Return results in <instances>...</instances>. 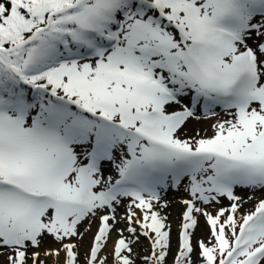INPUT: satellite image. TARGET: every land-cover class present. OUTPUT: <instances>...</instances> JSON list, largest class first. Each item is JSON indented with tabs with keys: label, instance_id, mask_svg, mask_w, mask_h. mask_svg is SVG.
<instances>
[{
	"label": "snow or ice",
	"instance_id": "snow-or-ice-1",
	"mask_svg": "<svg viewBox=\"0 0 264 264\" xmlns=\"http://www.w3.org/2000/svg\"><path fill=\"white\" fill-rule=\"evenodd\" d=\"M0 264H264V0H0Z\"/></svg>",
	"mask_w": 264,
	"mask_h": 264
},
{
	"label": "bare ground",
	"instance_id": "bare-ground-1",
	"mask_svg": "<svg viewBox=\"0 0 264 264\" xmlns=\"http://www.w3.org/2000/svg\"><path fill=\"white\" fill-rule=\"evenodd\" d=\"M196 124L199 125V123H197V122H195V121L191 122V123L189 124V126H188V130H189V131H192V130H195V129H200V128L198 127V125H196ZM172 211H173V218H175V217H176V214H177V212H178V209H177L176 207H173V208H172Z\"/></svg>",
	"mask_w": 264,
	"mask_h": 264
},
{
	"label": "rangeland",
	"instance_id": "rangeland-1",
	"mask_svg": "<svg viewBox=\"0 0 264 264\" xmlns=\"http://www.w3.org/2000/svg\"><path fill=\"white\" fill-rule=\"evenodd\" d=\"M196 125H198V124H196ZM198 127L200 128V129H204V128H207V123H204V122H201V123H199V125H198ZM176 194L174 193V192H170L169 193V199H171L173 196H175ZM179 197L177 196V199H178ZM224 203H227V201H224ZM173 207H176L177 209H178V211H179V208L176 206V205H173L169 210L172 212V214H173V211H172V208Z\"/></svg>",
	"mask_w": 264,
	"mask_h": 264
}]
</instances>
